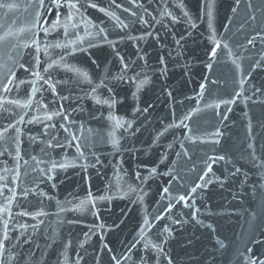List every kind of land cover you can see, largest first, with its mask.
I'll list each match as a JSON object with an SVG mask.
<instances>
[{
	"label": "water",
	"instance_id": "1",
	"mask_svg": "<svg viewBox=\"0 0 264 264\" xmlns=\"http://www.w3.org/2000/svg\"><path fill=\"white\" fill-rule=\"evenodd\" d=\"M0 264H264V0H0Z\"/></svg>",
	"mask_w": 264,
	"mask_h": 264
},
{
	"label": "snow or ice",
	"instance_id": "2",
	"mask_svg": "<svg viewBox=\"0 0 264 264\" xmlns=\"http://www.w3.org/2000/svg\"><path fill=\"white\" fill-rule=\"evenodd\" d=\"M73 7H75V5H73ZM93 7H95V5H93Z\"/></svg>",
	"mask_w": 264,
	"mask_h": 264
}]
</instances>
